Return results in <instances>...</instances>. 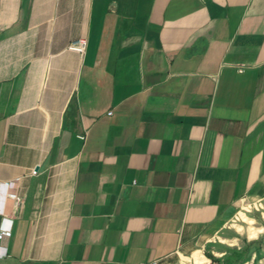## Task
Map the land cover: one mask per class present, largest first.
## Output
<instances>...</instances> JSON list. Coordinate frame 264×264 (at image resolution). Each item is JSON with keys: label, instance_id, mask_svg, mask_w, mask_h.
<instances>
[{"label": "crops", "instance_id": "1", "mask_svg": "<svg viewBox=\"0 0 264 264\" xmlns=\"http://www.w3.org/2000/svg\"><path fill=\"white\" fill-rule=\"evenodd\" d=\"M5 226L0 264H264V0H0Z\"/></svg>", "mask_w": 264, "mask_h": 264}, {"label": "built area", "instance_id": "2", "mask_svg": "<svg viewBox=\"0 0 264 264\" xmlns=\"http://www.w3.org/2000/svg\"><path fill=\"white\" fill-rule=\"evenodd\" d=\"M86 47H87V40L85 38H80L78 40H75L73 42L70 43L69 45V49L77 52L79 54H84L86 51ZM82 138H84L82 136ZM10 198L12 199L13 202L17 201V193L16 192H10ZM260 206V203L258 204ZM11 228H9L8 226L2 227L0 230V241L2 242L3 240L9 239L11 237Z\"/></svg>", "mask_w": 264, "mask_h": 264}]
</instances>
